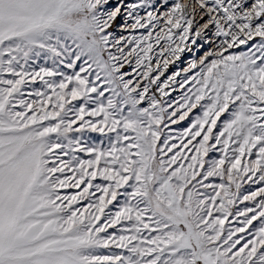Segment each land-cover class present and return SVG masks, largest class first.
I'll return each instance as SVG.
<instances>
[{
	"label": "snow or ice",
	"instance_id": "6c2138e0",
	"mask_svg": "<svg viewBox=\"0 0 264 264\" xmlns=\"http://www.w3.org/2000/svg\"><path fill=\"white\" fill-rule=\"evenodd\" d=\"M0 264H264V0H0Z\"/></svg>",
	"mask_w": 264,
	"mask_h": 264
},
{
	"label": "rangeland",
	"instance_id": "374dc122",
	"mask_svg": "<svg viewBox=\"0 0 264 264\" xmlns=\"http://www.w3.org/2000/svg\"><path fill=\"white\" fill-rule=\"evenodd\" d=\"M255 39H256V38L254 37L253 40H255ZM239 47H240L241 49H243V46H239ZM182 59H186V56H183V55H182ZM170 68H171V66H170ZM194 111H195V110H194ZM190 115H191V114H190ZM181 123H183V122H181ZM254 223H255V222H254Z\"/></svg>",
	"mask_w": 264,
	"mask_h": 264
}]
</instances>
